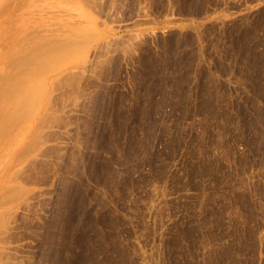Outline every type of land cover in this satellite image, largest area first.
<instances>
[{"label": "rangeland", "instance_id": "obj_1", "mask_svg": "<svg viewBox=\"0 0 264 264\" xmlns=\"http://www.w3.org/2000/svg\"><path fill=\"white\" fill-rule=\"evenodd\" d=\"M14 66L0 264H264V0H0Z\"/></svg>", "mask_w": 264, "mask_h": 264}, {"label": "bare ground", "instance_id": "obj_2", "mask_svg": "<svg viewBox=\"0 0 264 264\" xmlns=\"http://www.w3.org/2000/svg\"><path fill=\"white\" fill-rule=\"evenodd\" d=\"M43 45H44V44H43ZM43 45H42V46H39V49H40V52H39V53H40V54H42V52L45 50V48H44L45 46H43ZM35 48H36V47H35ZM39 49H38V51H39ZM41 50H42V52H41ZM36 51H37V48H36ZM36 51H33V55H34V52L36 53ZM33 55H27V56H29V57L32 56V57H33ZM36 56H37V55H36ZM1 57H2V56H1ZM29 57H27V59H29ZM34 57H35V55H34ZM34 57H33V58H34ZM37 58H38V57L34 58L35 61H37V60H36ZM25 59H26V57H25ZM34 59H33V60H34ZM21 60H22V59H21ZM23 60H24V57H23ZM30 60H31V57H30L29 61H30ZM33 60H31V61L29 62L30 64L28 63L27 60H26L27 63H25L24 61H22V62H23V65H24V66H22V68H20L21 72L23 73V74L21 73L22 75H24V73L26 74V72H24V71H26L27 69L30 70V71H32L33 66L36 65V64H33V63H32V64H33V66H32L31 62H33ZM1 63H2V62H1ZM7 63H8V61H7ZM14 63H15V61H14ZM14 63H13L12 65H15ZM24 63H25V64H24ZM36 63H37V62H36ZM27 64H29V65H27ZM4 65H5V64H4ZM6 65H8V64H6ZM6 65H5V66H6ZM27 66H28V67H27ZM36 66H37V65H36ZM36 66H35V67H36ZM6 67H7V66H6ZM17 67L19 68V66H17ZM17 67H16V69H18ZM25 67H26L27 69H25ZM35 67H34V68H35ZM7 68H8V67H7ZM31 68H32V69H31ZM16 69H15V66H14L13 71L15 70V72L18 73L17 75H16V73H15V76H14V77H16V79H17V77L20 76V70H19V72H18ZM24 69H25V70H24ZM35 69H37V68H35ZM35 69H33V70H35ZM22 70H23V71H22ZM35 71H36V70H35ZM5 72H7V71H4V74H5ZM8 72H9V73H10V72L12 73V70H11V71H8ZM11 73H10V74H11ZM10 74H7V75H5V76L2 75V74L0 75V80H2V81L0 82V83H1V85H0V94L3 93V96H4V97H3V96L0 97V98H2V99L4 98L3 100L0 99V100L3 102V103H1V101H0V103H1V104H0V127H2L1 130L4 128V130H5V129H6V130L9 129V130L11 131L10 128H11V127L13 128V125H14V124H12V123H15V122L17 121V120H15V119H17V118L19 119L21 113H23L22 106H23L24 108L27 109V107H26V106H27V105H26L27 103H25L24 101H27L28 104H29L31 101L28 100V99L31 98V97H29V95L27 96V98L25 97L24 92H25V90H26L27 88H26V89L23 88V84H24V83H23L22 86H21V84H19V82H18V81H20V78H21V77H20V78L18 77L19 80H16V81L18 82V83H16V84H18V85L16 86V89H17L16 93L13 92V90H14L13 88H14L15 84H14V86H12V84H13L14 82H16V81H15V78L12 76V74H11V75H10ZM1 76H2V77H1ZM24 76H25V75H24ZM3 78L6 79V80H8V81L10 82V83H9V82H8V83H9V86H10V87H13V88H11V89H12V92H10L11 89H8V88L3 84L4 82L7 83V81L4 80ZM23 78H24V77H22V79H23ZM22 79H21V81H20L21 83H22ZM3 80H4V81H3ZM13 80H14V81H13ZM12 82H13V83H12ZM8 83H7V86H8ZM30 83H31V82H30ZM19 85H20V87L23 88V89H20V87L18 88ZM29 85H30V84H29ZM29 85H28V86H29ZM31 85H32V84H31ZM10 87H9V88H10ZM30 88H31V87H30ZM7 89H8V90H7ZM16 89H15V90H16ZM19 89H20V90H19ZM15 90H14V91H15ZM18 91L20 92V94L22 93L21 91H23V93L21 94L22 97L19 98V99L17 98L18 95L20 96V94H19ZM17 92H18V95H17ZM12 93H15V95L13 94V95H14V98H11V97H13ZM26 94H27V93H26ZM16 95H17V96H16ZM23 97H24V98H23ZM28 97H29V98H28ZM35 97H36V96H35ZM15 98H17L18 100L21 99L22 101L20 100V101H21L20 104L25 103L26 106H25V105H20L19 103H17V101H16L17 99H15ZM13 99H14V100H13ZM34 99H35V98H34ZM31 100H33V99L31 98ZM20 101H19V102H20ZM29 101H30V102H29ZM14 102H16V104H18V106L16 105V107H18V108H16V107L13 106V105H15ZM22 102H23V103H22ZM13 107H14V108H13ZM20 108H21L22 112H21V110H20V111L18 110V109H20ZM28 108H29V107H28ZM14 109H17L18 111H15ZM13 110H14V111H13ZM18 112H19V113H18ZM24 113H25V115H26V110H25ZM23 115H24V114H23ZM25 115H24V116H25ZM26 116H28V115H26ZM26 116H25V117H26ZM25 117H24V119L27 118V117H26V118H25ZM22 118H23V117H21V119H22ZM6 123H8L7 126L10 125V124H12V125L9 126L10 128H9V127L7 128V127L4 126V124H6ZM3 126H4V127H3ZM1 130H0V131H1ZM4 130H2V132H1L2 134L5 133V135H6L7 133H9V132H7L8 130L6 131L7 133L4 132ZM3 132H4V133H3Z\"/></svg>", "mask_w": 264, "mask_h": 264}]
</instances>
